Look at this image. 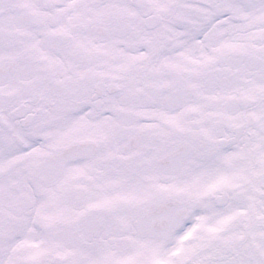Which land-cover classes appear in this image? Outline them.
Returning <instances> with one entry per match:
<instances>
[{"label": "snow or ice", "instance_id": "snow-or-ice-1", "mask_svg": "<svg viewBox=\"0 0 264 264\" xmlns=\"http://www.w3.org/2000/svg\"><path fill=\"white\" fill-rule=\"evenodd\" d=\"M0 264H264V0H0Z\"/></svg>", "mask_w": 264, "mask_h": 264}]
</instances>
